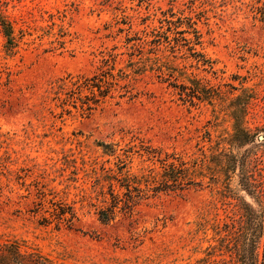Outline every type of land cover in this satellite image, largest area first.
Listing matches in <instances>:
<instances>
[{
    "label": "rangeland",
    "instance_id": "rangeland-1",
    "mask_svg": "<svg viewBox=\"0 0 264 264\" xmlns=\"http://www.w3.org/2000/svg\"><path fill=\"white\" fill-rule=\"evenodd\" d=\"M0 2L17 39L8 53L0 28V242L54 264H236L215 228L239 200L264 204V0ZM73 83L110 90L91 87L86 109ZM163 162L189 184L142 182L130 209L98 219L104 170ZM59 204L74 217L51 216Z\"/></svg>",
    "mask_w": 264,
    "mask_h": 264
},
{
    "label": "trees",
    "instance_id": "trees-1",
    "mask_svg": "<svg viewBox=\"0 0 264 264\" xmlns=\"http://www.w3.org/2000/svg\"><path fill=\"white\" fill-rule=\"evenodd\" d=\"M3 5L0 2V28L3 35L6 38L5 49L8 53H11L17 45V39L13 32V26L4 14ZM182 33L183 31H176ZM158 37L163 36L167 42V36L156 34ZM184 39V38H183ZM106 61V60H105ZM161 70V68H159ZM173 73V72H172ZM171 76V74H169ZM98 81H101L99 79ZM109 83V82H108ZM111 83V82H110ZM76 90H81L82 87L90 89L91 87H97L100 96H105L110 90L109 87L105 89L101 88L99 84H85L73 83ZM176 87L175 84H171ZM194 85L201 89L203 96L210 97L209 91L203 86H199L196 82ZM182 87V86H181ZM183 88V87H182ZM180 95L184 93L181 89ZM92 94L91 98L87 97V101L83 103L86 105V109L90 108L89 101L95 103L98 99L95 98L93 89H90ZM83 107V105H82ZM238 134H246V130L235 125ZM182 163L176 164L175 162H163V170L159 173L153 172L151 168L148 169V173L142 175L140 178L131 176L129 173L124 172L120 175H115L108 170H104L102 179L106 182L107 189H103V185L100 183V179L96 180V184L99 185V196L102 197L101 202L104 206H101L97 210L98 219L102 222H108L115 216L116 208L122 203L120 210L125 212L131 208L134 197L145 196L147 190L144 192L138 186L144 182L145 185L151 183V190L153 192L159 191H181L184 186L189 184L186 180L184 171L181 168ZM124 167V164L119 168ZM247 166L246 168H248ZM245 170V166L243 168ZM247 172V170L245 171ZM242 179V186L251 195L259 199L260 196L255 194L254 180L250 176L244 174ZM118 183L120 188H124L126 192L123 193L125 199L122 200L119 194L115 192V186ZM147 188V186H146ZM136 191L135 195L131 192ZM143 192V193H142ZM154 194V193H153ZM259 201V208L254 209L250 204L244 200H239L236 206L235 218H231L229 222H226L224 226H216L215 234L217 235L216 241L220 250L223 249L232 257L236 264H264V204L262 200ZM262 203V204H261ZM69 214V218L74 217V212L69 208L67 210L62 204H59L57 208H53L51 216L57 220H66ZM68 220V219H67ZM219 225V224H218ZM0 264H54L42 256L34 255L32 252H24L21 250L20 245L14 241L0 242Z\"/></svg>",
    "mask_w": 264,
    "mask_h": 264
}]
</instances>
